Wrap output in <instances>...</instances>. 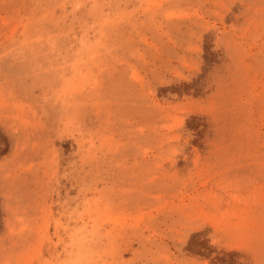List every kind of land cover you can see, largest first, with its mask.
Wrapping results in <instances>:
<instances>
[{"label": "rangeland", "instance_id": "obj_1", "mask_svg": "<svg viewBox=\"0 0 264 264\" xmlns=\"http://www.w3.org/2000/svg\"><path fill=\"white\" fill-rule=\"evenodd\" d=\"M0 264H264V0H0Z\"/></svg>", "mask_w": 264, "mask_h": 264}]
</instances>
